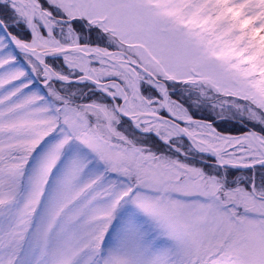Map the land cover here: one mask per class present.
I'll use <instances>...</instances> for the list:
<instances>
[{
    "label": "snow or ice",
    "instance_id": "1",
    "mask_svg": "<svg viewBox=\"0 0 264 264\" xmlns=\"http://www.w3.org/2000/svg\"><path fill=\"white\" fill-rule=\"evenodd\" d=\"M0 264H264V0H0Z\"/></svg>",
    "mask_w": 264,
    "mask_h": 264
}]
</instances>
